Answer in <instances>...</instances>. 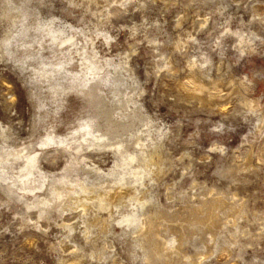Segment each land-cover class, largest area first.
Masks as SVG:
<instances>
[{
    "label": "rangeland",
    "instance_id": "rangeland-1",
    "mask_svg": "<svg viewBox=\"0 0 264 264\" xmlns=\"http://www.w3.org/2000/svg\"><path fill=\"white\" fill-rule=\"evenodd\" d=\"M77 1L79 8L69 0H0V155L24 147L36 152L51 134L55 141H69L90 122L79 82L69 90L68 82L54 81L52 75L43 79L33 68L63 57L50 54L47 33L38 36L35 27L41 20L57 17L95 29L93 21L108 33V42L97 38V58L89 54L87 61L92 59L102 76L108 60L121 69L123 61L128 63L116 76L119 81L102 87L114 100L115 119L121 120L113 140L126 130L131 135L125 140L134 151V135L146 124L153 130L154 142L146 148L147 186L133 194L135 199L123 184L99 190L98 198L85 202V214L78 206L71 208L69 197L58 202L60 209L40 216L48 191L21 195L6 163L0 172V264H264V124L260 128L259 113L243 104L258 102L264 114V0ZM21 22L30 25L23 39L33 42L29 49L37 47V61L14 41L10 52L3 47ZM243 39H254L255 50L241 46ZM40 40L44 51L37 46ZM54 86L59 95L53 94ZM131 96L136 103H126ZM104 121L94 131L106 132ZM87 137L89 145L102 142ZM111 151L86 152L89 165L102 170L90 175L91 183L104 182L113 169L119 154ZM140 157L137 165H145ZM69 159L50 149L41 160L42 170L61 178ZM114 191L123 199L114 197ZM143 198L153 221L140 238L118 223Z\"/></svg>",
    "mask_w": 264,
    "mask_h": 264
},
{
    "label": "bare ground",
    "instance_id": "bare-ground-1",
    "mask_svg": "<svg viewBox=\"0 0 264 264\" xmlns=\"http://www.w3.org/2000/svg\"><path fill=\"white\" fill-rule=\"evenodd\" d=\"M69 2L73 6L75 5L76 8L77 7L79 8V6H80V3H78V1L76 2V0H69ZM82 5H81V7H82ZM86 8H87V10L93 12L92 5L87 4ZM108 15L111 16V13L110 14L108 13ZM92 25L94 26L95 29H93V28L82 29L81 27H78L74 22L73 23H69L67 21L64 22L63 19L57 18V17L55 19L50 18V19L41 20V22L38 24L37 28L35 27L36 32H38V36H39V34L47 33V35L50 37V39H49L50 44H49V46L47 45L49 51L51 52L50 54L52 56L54 55V58H55L60 53V55H62L63 57L60 56L62 58L59 57L60 59H58L56 63L50 62L51 59L49 60V62L43 61L42 58H44V57H42V58L40 57L42 61L38 62L39 64H37L40 68L37 69V67L33 65L34 66L33 69L39 70L40 74L42 73L41 76L43 77V79H45V78L48 79L47 75H52V77H53L52 79L54 81L68 82V84L70 86V88L68 87L69 90L70 89L73 90L74 87L76 86L74 84L79 82V84H80L79 87H80V89L82 87V89L78 93H79V95H82V97H84L83 100L84 99L86 100L87 105L89 106L88 108H90L89 113H91V115H92L90 122H88V124H85V126H83L80 130L76 131L77 136L70 139L69 141L63 140V139H61L59 141H55V139L53 138V134L50 133L51 135H49L47 141L42 142V144L40 146L41 147L40 150H37L36 152H30L27 147H24L23 150L13 152V153L5 152L3 155H0L1 161L3 162L0 165V172H1V170H4L3 166L6 163L10 164L11 169L13 170V172L15 174L14 177L16 179L11 176L12 178L8 177L6 180H9L11 178L16 183V185H15L16 190L18 192H20L21 195L35 197V196H37L38 193H41L44 190L48 191L50 198H45L44 201L42 200L43 202L40 203L42 205V209L40 211V216L47 214L54 209H60L58 202L62 201L63 199L66 200V198H69V197H71L70 198L71 199V202H70L71 208L74 209L75 206H78V208H82V211L85 214V212H87L85 202L98 198L99 196L97 194H98L99 190L107 191V190L111 189L113 186H115L116 184H118V186H119V184H121V185L123 184L129 188V190H128V191H130L129 196H131V195L133 196L134 193H136V192L139 193L140 189L142 187L147 186L146 174L148 172H147L146 168H148L147 167V161L149 159L147 160L146 154H147V149L150 148L149 144L154 142V139H153L154 137L151 134V132L153 130L151 127H149L148 124H146L142 128V130L140 129L141 131L139 134L134 135V141H133V143H130V144L134 145V147H135V150L134 151L132 150L133 152L129 150V148H130V146L128 145L129 142L127 143V141L125 140L126 137H128V135H131L128 133V135L126 136V134H125V133H127L126 130H125L124 134H121L120 139L118 138L117 140H113L114 136L117 137L116 135H114V133L117 132V127L120 125L119 121H121V120L118 119V121H117L116 120L117 118L115 119V117L113 115L114 111H112L111 107H110V104L114 100L108 99L109 98L108 96H110V95L108 94V96H106L105 95L106 90L103 92L102 87L105 83L114 84V82H116V80H117L116 76L121 75L120 74L122 72L121 70H123V71L127 70L126 66L128 65V63L123 61L122 65H121V67H122V69H121V68H117L116 66H114L111 60H108L107 61L108 70L104 71V72H106V74L104 73L105 74L104 76L101 75L100 69L98 68L99 70H97V68L94 64V61H93L95 58H97V56H96L97 53L96 52H95L96 54L94 53V46H95L94 44H95V41L97 40V38L99 39L101 37L107 41L108 40V38H107L108 33H107V35L103 34L102 31L99 29L100 26L95 24L93 21H92ZM17 26H18V24H17ZM28 26L30 27V25H28ZM28 26L25 25L24 23L22 24V22H21V26H18L17 28H15V30L11 33V35L4 40L3 47L7 46L6 48H7L8 52H10L9 46H12V43L14 41L16 46H18V49H19V46H22L20 48H23V47L25 48L24 50H25V53L27 54L26 56L28 58L32 57L35 59V61H37L38 58H37L36 54L41 56V54H39L40 52L34 53V52H36L35 50L37 47L35 49H31V48L29 49V47H30V46H28L29 43H31V45H32L33 42H27L26 43V42H24V39H23V38H26L28 36V29H29ZM85 26L88 27V25H85ZM86 29H87V31H86ZM33 34L31 33L32 36H33ZM31 35H30V37H31ZM38 36H36L35 38L37 39ZM94 36H95V38H94ZM81 37L84 38V40L85 39L86 40L83 41V39ZM88 38L90 39V42H87L88 44L86 43V45H85V42L87 41ZM38 39H39V37H38ZM43 40H45V39H43ZM253 40L252 39L251 40L243 39L242 42H240V45L243 46V45L248 44L249 46H251L249 50L254 51L255 49L253 47ZM45 41H47V40H45ZM43 42L44 41L41 42V40L37 41V43H38L37 46L39 45L38 48H40L39 49L40 51H44L47 49V48L45 49ZM88 47H90L89 48L90 50H87ZM0 49H2V47ZM89 54L91 55L93 60L91 59V60L87 61L86 58H87V55H89ZM73 59L78 61L77 65L71 64V63H70L71 65L68 64L67 61L71 62ZM119 65H120V63H119ZM112 72H116L117 75L112 74ZM129 76H131V75H129ZM131 78H132V76H131ZM84 79H85V81L83 82ZM119 80H117V81H119ZM135 80H132V81H135ZM39 81H38V83H39ZM34 82H36V81H34ZM250 82H254V81L252 80ZM85 83H87V84H85ZM129 85H131V84H129ZM49 86H50V84H49ZM51 86H50V88H51ZM137 86H139V84ZM119 87L121 88V86H119ZM56 88H59V86H57V87L54 86V88L52 90L53 94L57 93ZM115 88H116V86H115ZM123 88H125V87H123ZM130 88H132V87H130ZM109 89H112V87ZM133 89H131V90H133ZM126 91L128 94L129 91L127 89H126ZM120 93H121V91H120ZM57 94L59 95V93H57ZM64 96H62V97H64ZM119 96H121V94ZM62 97H61V100H62ZM132 97L133 96H131V98ZM127 98H129V95ZM131 98L128 99L126 101V103H128L130 101H133V102L136 101L135 99H133V98L131 99ZM117 99H119V98H117ZM120 99H121V97H120ZM64 100H65V97H64ZM51 101H52V99H51ZM52 102H54V101H52ZM58 102H60L59 97H58ZM64 102L65 101H63V103ZM120 102H122V101H120ZM56 103L57 102L55 100V105H56ZM117 104H118V102H117ZM243 104L245 106H248L249 108H251L254 112L259 113L258 122L260 125L259 127L261 128L264 124V114L261 111V109L257 106L258 104L256 105L254 102H249L247 100H243ZM138 105H140V104H138ZM126 107H127V105H126ZM58 108H56V109H58ZM134 108H135V106H134ZM59 110H60V108H59ZM56 111H58V110H55V112ZM117 113L118 112H116V114ZM127 113H128V111H127ZM131 113H130V115H131ZM132 115H133V113H132ZM48 116L49 115H47L46 117H48ZM89 116H88V118H90ZM127 116H128V114H127ZM143 117H145V116H143ZM119 118H120V116H119ZM133 118H135L134 115H133ZM137 118H139V117H137ZM103 120L106 121V124L108 126L105 127L106 132L101 133V131H100L99 132L100 134H99L98 131L96 132L94 130H95V127L98 125V122L103 121ZM122 121H123V119H122ZM125 122L127 123V121H125ZM131 124H132V122H131ZM134 124H135V122H134ZM102 125H104V124H102ZM120 128H121V126H120ZM54 129H55V127H54ZM98 129H101V128H98ZM137 130H138V128H137ZM121 131H123V130H121ZM130 132L132 133V130ZM133 132H134V129H133ZM54 134H55V132H54ZM109 134H111V135L113 134L112 136H110L112 138L109 137ZM92 135L96 137L95 139H97L98 141H102V142L98 145L87 144L89 142H88V140H86L87 141L86 142L85 139L88 138L87 136H92ZM145 135H146V138L144 137ZM50 149H54L55 151H58V152L67 153L69 155V158H70L67 166L64 169L63 176L61 178H58V179L55 178V174H52L50 172H46V171L42 170V167H41V164H42L41 160L43 157L45 158L48 150H50ZM105 150L106 151L107 150L108 151L114 150L116 153L119 154L118 156H116L115 165H114L113 169L108 174L105 175L106 180L104 182L98 181L100 183H96V180H97L96 179L95 183H91V180H92L91 174H95V175L99 176V175H101L102 170L95 165H94V167L90 166L89 165L90 163H88L89 158L87 157V155H88L89 151L92 153V152L105 151ZM114 151L113 152L111 151V152L114 153ZM86 152H88V153H86ZM116 153H115V155H117ZM140 155L144 157L143 161H144L145 165H137V163L139 164V161L141 160ZM11 158H13V161L10 163ZM82 174H83V176H82ZM3 177H4V175L0 174V178H3ZM99 180H100V178H99ZM112 191H113V188H112ZM114 192H116V191H114ZM45 193L44 194L42 193V194L45 196ZM91 194L93 195V198L88 197ZM102 194H104V193H102ZM115 195L119 199H121L124 196V194H122V193L114 194V197H115ZM100 197H102V196H100ZM105 197H108V196H105ZM133 199H135L134 196H133ZM65 200H63V201H65ZM61 203H63V202H61ZM102 203H104V202H102ZM136 204H137V202H136ZM147 204H148L147 198H143L139 202L138 206L135 207L131 213H127L126 215L123 216V218L121 219L120 222L118 221L119 227L121 228V226H124V227L126 226L125 228L129 229L130 232H132V234L138 235V236H140V238L143 237L144 233H145L144 228L147 227V225L150 224V220H152V218H150L148 216L150 213H148V211H146V206H148ZM114 205H117V204H114ZM36 207L34 205V208H36ZM113 208H114V206H113ZM115 208H116V206H115ZM101 209L107 210L106 205L102 204ZM152 216H153V214H152ZM153 231H151V232H153ZM164 243H165V241H164ZM145 260L149 261L150 258L146 256Z\"/></svg>",
    "mask_w": 264,
    "mask_h": 264
}]
</instances>
